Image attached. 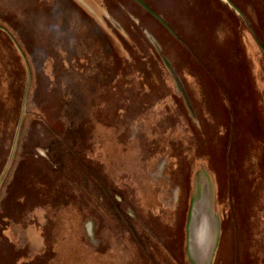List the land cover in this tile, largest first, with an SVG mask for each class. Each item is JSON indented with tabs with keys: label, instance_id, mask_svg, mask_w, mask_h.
I'll return each mask as SVG.
<instances>
[{
	"label": "rangeland",
	"instance_id": "1",
	"mask_svg": "<svg viewBox=\"0 0 264 264\" xmlns=\"http://www.w3.org/2000/svg\"><path fill=\"white\" fill-rule=\"evenodd\" d=\"M141 1L0 0V264H264V0Z\"/></svg>",
	"mask_w": 264,
	"mask_h": 264
},
{
	"label": "crops",
	"instance_id": "2",
	"mask_svg": "<svg viewBox=\"0 0 264 264\" xmlns=\"http://www.w3.org/2000/svg\"><path fill=\"white\" fill-rule=\"evenodd\" d=\"M232 3L238 8L233 0ZM244 13V12H243ZM209 179L199 176L196 179L195 191L191 200L192 229L189 237L188 259L191 264H212L215 260L220 220L211 200Z\"/></svg>",
	"mask_w": 264,
	"mask_h": 264
},
{
	"label": "water",
	"instance_id": "3",
	"mask_svg": "<svg viewBox=\"0 0 264 264\" xmlns=\"http://www.w3.org/2000/svg\"><path fill=\"white\" fill-rule=\"evenodd\" d=\"M140 5H142L146 10H148L152 15L158 17L145 3H143L141 0H136ZM230 1V8L233 9L238 15H240L245 21L246 20V17L245 15L241 12L240 9H238L233 3L231 0ZM1 28V27H0ZM3 29L4 31H6V29L4 28H1ZM7 32V31H6ZM8 33V32H7ZM12 37V36H11ZM13 41L15 42L14 38L12 37ZM259 43V42H258ZM15 44L17 45V43L15 42ZM260 45V44H259ZM18 46V45H17ZM23 58L25 59V57L23 56ZM25 63H26V66L28 68V75H29V81H28V87H27V91H26V95H25V98L27 99V96H28V92H29V88H30V71H29V67H28V63L25 59ZM26 99L24 101V107H25V103H26ZM23 120H24V111L22 112V115H21V118H20V121H19V125H18V129H17V134H16V137H15V142H14V147H13V151H12V155H11V158H10V161L5 169V173L8 171L9 167L11 166V163L14 159V156H15V153H16V149H17V144H18V140H19V136H20V132H21V128H22V124H23ZM4 173V174H5ZM1 183V182H0Z\"/></svg>",
	"mask_w": 264,
	"mask_h": 264
},
{
	"label": "flooded vegetation",
	"instance_id": "4",
	"mask_svg": "<svg viewBox=\"0 0 264 264\" xmlns=\"http://www.w3.org/2000/svg\"><path fill=\"white\" fill-rule=\"evenodd\" d=\"M182 3H183V10H184V4H186V7H185L186 11H189L191 9L196 10L194 4L192 3V0H183ZM183 17H185V16H183Z\"/></svg>",
	"mask_w": 264,
	"mask_h": 264
},
{
	"label": "trees",
	"instance_id": "5",
	"mask_svg": "<svg viewBox=\"0 0 264 264\" xmlns=\"http://www.w3.org/2000/svg\"><path fill=\"white\" fill-rule=\"evenodd\" d=\"M233 1L238 7H240L242 9L241 4H243L245 0H233ZM171 73H173L172 70H171Z\"/></svg>",
	"mask_w": 264,
	"mask_h": 264
}]
</instances>
